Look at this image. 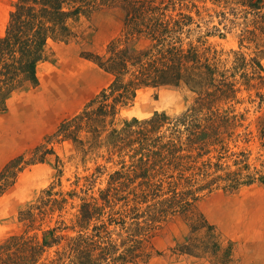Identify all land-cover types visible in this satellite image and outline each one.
Segmentation results:
<instances>
[{
  "label": "rangeland",
  "instance_id": "374dc122",
  "mask_svg": "<svg viewBox=\"0 0 264 264\" xmlns=\"http://www.w3.org/2000/svg\"><path fill=\"white\" fill-rule=\"evenodd\" d=\"M254 1L259 3L257 10L252 7ZM16 2L0 0V36L6 32ZM169 7L168 14L177 18L181 12L193 17L186 27L191 32L183 34L185 45L197 46L226 76L235 71L237 52L248 59L257 57L264 66V38L241 42L247 30L255 27L256 13H264V0H170ZM71 25V38L50 39L46 56L38 64V82L14 90L0 109V264L7 258L1 246L18 235H30L34 244H41L45 237L59 240L46 246L36 261L29 258L21 264H69L59 255L65 252L68 239L79 233L81 203H101L100 190L108 185L111 174L132 163L133 151H113L107 138L110 131L156 113L181 116L197 101L198 92L186 85L146 86L120 104L115 116L108 117L99 140L88 127L78 135L84 143L67 137L63 126L94 99L98 98L94 107L98 106L102 92L112 82L113 75L101 65L100 57L106 59L109 45L124 38L125 19L120 8L104 6L83 13ZM147 44L135 40L134 47ZM243 71L236 70L230 77L237 79L236 96L217 106L221 117L229 116V120L217 121L220 133L217 141L209 144L210 151L198 161L185 162L183 178L177 167L170 169L172 176L164 175L155 194L150 190L146 201L137 198L143 215L139 220L150 226L144 235V255L119 264H264V77L247 84ZM198 152L185 151L195 156ZM209 160L204 174L193 168L194 163L201 166ZM234 174L243 182L231 186ZM219 175L226 179L204 188ZM250 177L254 180L248 182ZM141 180L123 193L128 194ZM142 191L138 188V193ZM50 196L57 201L67 198L63 208L58 202L45 203ZM133 196L131 193L130 198ZM44 204L46 212L37 216L34 225L25 224L23 210ZM122 204L120 201L115 210ZM110 210L106 208L103 220L107 221ZM161 213L157 220L151 219ZM100 222L93 220L87 230L91 232ZM109 230L122 244L130 241L134 226L113 223ZM21 242L25 243L24 239ZM26 247L17 244L12 250L22 254Z\"/></svg>",
  "mask_w": 264,
  "mask_h": 264
},
{
  "label": "trees",
  "instance_id": "16d2710c",
  "mask_svg": "<svg viewBox=\"0 0 264 264\" xmlns=\"http://www.w3.org/2000/svg\"><path fill=\"white\" fill-rule=\"evenodd\" d=\"M169 5L170 0H17L6 32L0 36V109H3L14 90L27 82H38V64L46 56L50 39L62 41L71 38L74 35L72 21L78 20L83 13H90L104 6H116L123 11L124 38L109 45L106 59L100 57L101 65L113 75L112 82L102 92L98 106L94 107L97 98L82 114L62 128L67 137L81 140V143L84 141L78 135L84 127H88L87 130L99 140L107 129L108 117L115 116L119 105L133 99L143 87L186 85L198 92L196 104L181 116L156 113L146 119L135 118L121 129L114 127L110 131L107 138L113 151L120 154L126 149L133 151L132 163L126 170H116L111 174L108 185L100 190L101 203L100 200H85L81 203L77 215L79 233L68 239L65 252L60 253L59 259L64 258L63 263L68 260L69 264H119L143 257L144 235L150 226L143 225L139 220L143 215L139 211L137 198L142 197L146 201L150 190L155 194V190L165 180L164 175L172 176L169 174L170 169L177 167L180 178H183L184 163L198 161V157L210 151L209 144L216 142L220 133L217 121L229 120V116L221 117L217 106L223 100L232 99L239 90L236 87L237 79L230 78L235 76L236 70L244 69L241 76L247 84L253 78L264 77V66L257 57L248 59L244 53L237 52L235 71L228 77L197 46L192 43L185 45L183 34L191 32V28L186 27L193 22V17L183 12L179 18L170 15L167 12ZM252 7L259 9L258 1H254ZM256 14V25L247 30V34L241 39L242 43L245 40L264 38V13ZM142 39L148 44L135 48V40ZM166 130H170V134ZM194 149L199 150L198 155L185 153L186 150ZM209 163L210 160L202 164L205 166H196V163L191 165L198 168L199 174H204L208 171L206 164ZM125 166L123 164V168ZM157 177L159 178L153 181ZM138 178L142 179L138 185L124 194ZM220 179L226 178L219 175L205 184L204 188ZM230 179L234 182L231 186L243 182L235 174ZM253 180L250 177L247 181ZM138 188L143 191L138 193ZM131 193L134 194L132 198ZM66 200L63 197L57 201L50 196L45 203L58 202L60 208H63ZM132 200L135 201L133 205ZM120 201H123L122 206L115 210ZM45 205L23 210L21 219L27 225H34L37 216L46 212ZM107 207L111 210L106 221L103 217ZM162 214H154L151 219L155 221ZM96 219L102 222L95 223L89 232L87 229ZM127 222H130L131 227L134 226L130 237L132 242L124 241L120 244L113 238L109 225L117 223L125 227ZM55 230L53 228L51 231ZM29 238L30 235L9 238L1 246L7 255L3 264H21L29 258L36 261L37 255L46 246L59 242L57 238L48 240L45 237L41 244H34V238ZM23 239L25 243L21 242ZM125 243L127 246L122 249ZM17 244L27 245L22 254L12 250Z\"/></svg>",
  "mask_w": 264,
  "mask_h": 264
}]
</instances>
